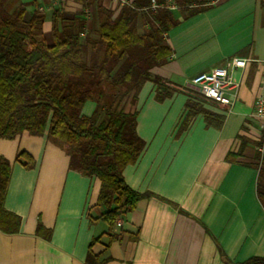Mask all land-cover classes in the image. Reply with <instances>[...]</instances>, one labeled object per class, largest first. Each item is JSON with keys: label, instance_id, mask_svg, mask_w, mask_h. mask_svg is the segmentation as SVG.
Masks as SVG:
<instances>
[{"label": "crops", "instance_id": "0c3cea01", "mask_svg": "<svg viewBox=\"0 0 264 264\" xmlns=\"http://www.w3.org/2000/svg\"><path fill=\"white\" fill-rule=\"evenodd\" d=\"M22 1L29 4L28 17L34 10L44 16L41 28L48 37L56 5L65 16L89 8L90 32L97 28L98 4L122 6L118 0ZM201 2L191 14L172 9L178 23L166 35L171 56L152 70L170 95L157 101V85L147 81L135 105L129 99L124 104L126 112L137 111L136 132L145 146L123 177L133 190L152 196L109 231L104 222L90 221L104 212L97 205L100 181L68 169L62 146L46 135L0 139V156L12 165L4 206L22 219L19 233L0 231V264H86L96 237L90 250L102 264H243L264 258V208L256 193L260 130L253 118L264 62V0ZM234 57L247 65L231 72L238 87L230 93L234 106L228 112L202 98L190 80ZM187 105L199 112L178 133ZM94 107L86 103L82 114L89 116ZM206 114L211 124L222 118L221 126L208 125ZM21 151L34 158L33 168L16 161ZM38 217L52 232L49 240L35 234Z\"/></svg>", "mask_w": 264, "mask_h": 264}, {"label": "trees", "instance_id": "16d2710c", "mask_svg": "<svg viewBox=\"0 0 264 264\" xmlns=\"http://www.w3.org/2000/svg\"><path fill=\"white\" fill-rule=\"evenodd\" d=\"M128 1L117 10L98 4L97 28L91 32L85 20L88 13L65 16L60 6H54L51 43H47L40 37L44 16L34 10L28 17L29 4L22 0H0V139H14L24 133L46 135L49 142L62 146L68 169L100 181L97 205L104 212L90 221L104 222L109 231L140 200L152 196L133 190L123 177L125 167L138 160L145 146L136 132L137 111L126 112L124 104L129 99V104L135 105L147 81L157 85V101L170 95L172 90L161 83L162 78L152 74L171 56L166 35L178 21L170 2L190 10L189 14L202 3ZM88 102L95 107L86 116L82 110ZM198 112L187 105L178 133ZM209 116H205L208 125L221 126L222 118L211 124ZM257 158L256 193L264 208V153ZM15 159L26 169L35 165L25 151ZM11 171L10 161L0 156V231L7 235L19 233L22 222L4 206ZM51 233L38 217L36 236L49 240ZM98 238L90 242L86 264L105 261L90 250ZM116 238L111 236L110 240ZM243 264H264V258L251 257Z\"/></svg>", "mask_w": 264, "mask_h": 264}, {"label": "built area", "instance_id": "2783aa9c", "mask_svg": "<svg viewBox=\"0 0 264 264\" xmlns=\"http://www.w3.org/2000/svg\"><path fill=\"white\" fill-rule=\"evenodd\" d=\"M118 1L121 5L129 4L128 0ZM169 7L170 9L176 8L171 2ZM246 65V59L234 57L223 67H217L209 72L195 75L191 78L190 83L197 89L202 98L223 105L230 112L234 106V96H230V93L238 87V84L232 78L231 72L234 69H242ZM253 118L260 130L256 151L262 156L264 153V62L261 67L260 92L255 100Z\"/></svg>", "mask_w": 264, "mask_h": 264}, {"label": "rangeland", "instance_id": "374dc122", "mask_svg": "<svg viewBox=\"0 0 264 264\" xmlns=\"http://www.w3.org/2000/svg\"><path fill=\"white\" fill-rule=\"evenodd\" d=\"M40 37H42L43 39H46L47 43H51V32H50V36L48 37L47 34L42 30L41 28V33H40ZM129 103V102H128ZM257 152V151H256ZM258 153V152H257ZM259 154V153H258Z\"/></svg>", "mask_w": 264, "mask_h": 264}]
</instances>
